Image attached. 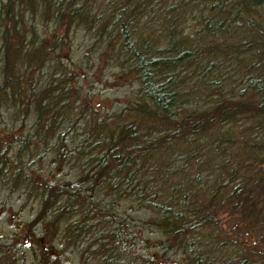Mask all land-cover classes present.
<instances>
[{
    "label": "trees",
    "instance_id": "obj_1",
    "mask_svg": "<svg viewBox=\"0 0 264 264\" xmlns=\"http://www.w3.org/2000/svg\"><path fill=\"white\" fill-rule=\"evenodd\" d=\"M90 63L131 84L115 109ZM0 184L77 264L262 258L235 231L264 218V0H0ZM53 259L0 242V264Z\"/></svg>",
    "mask_w": 264,
    "mask_h": 264
},
{
    "label": "rangeland",
    "instance_id": "obj_2",
    "mask_svg": "<svg viewBox=\"0 0 264 264\" xmlns=\"http://www.w3.org/2000/svg\"><path fill=\"white\" fill-rule=\"evenodd\" d=\"M192 24L193 23H188V27H186V30L188 28V32L194 30V28L191 27ZM61 33L62 32H59V34ZM91 42L92 40L89 38V35H86L82 31L76 32L69 37L68 45L74 50V55L71 57L74 63H77V60H81L84 55H88V60L91 61L92 53L89 51ZM64 60L69 61L68 57H65ZM98 66L102 67L98 69L99 71H92L94 66L90 63L89 69L84 71L86 73V78L82 81V85L85 87L86 92H91L92 107L101 108L103 110H113L124 102L126 95L131 90V84L127 83L126 78L121 74L118 68L109 66L104 69L103 63H100ZM70 67L74 68L75 73L82 75V73L77 70V67L74 65ZM46 160H44V163ZM35 168L40 167L38 166ZM55 174L59 177H67L69 175L68 172L64 171L62 168L56 169ZM37 212V202L29 198L27 199L19 193H11L7 190V187H3L0 184V235H13L22 238L26 231H30L31 235L29 237L44 239V244H46L47 238L42 237L43 230L41 227L43 226H38L31 222ZM234 226V222L228 221V223L224 224L223 229L229 230V232L232 233ZM238 227L235 233L239 239L242 237L245 246H249L257 252L261 251L263 253L262 258L255 257L256 260L253 264H264V218L251 224L246 223L244 225L239 223ZM42 251L50 258L51 256L54 257L52 260L53 264H77L72 256V252L64 251L59 243L54 244L52 251ZM147 251H149V249L142 246L140 247L139 253L143 255ZM155 253L157 254V252L153 250L150 251V255L155 259L157 258L158 262V256H156Z\"/></svg>",
    "mask_w": 264,
    "mask_h": 264
},
{
    "label": "flooded vegetation",
    "instance_id": "obj_3",
    "mask_svg": "<svg viewBox=\"0 0 264 264\" xmlns=\"http://www.w3.org/2000/svg\"><path fill=\"white\" fill-rule=\"evenodd\" d=\"M31 235L30 231H26L24 233V236L22 238H0V242L5 244L6 248H10L12 251L25 253L28 256L31 254L36 255L39 254V251L45 250V251H52L54 248V245L51 244V240L47 239L46 244H44V239H38V238H32L29 237ZM8 246V247H7ZM37 264V263H32Z\"/></svg>",
    "mask_w": 264,
    "mask_h": 264
}]
</instances>
